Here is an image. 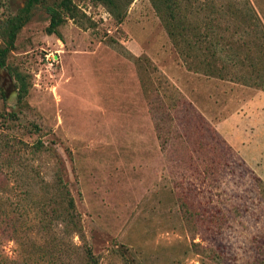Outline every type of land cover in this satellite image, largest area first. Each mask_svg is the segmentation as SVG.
I'll list each match as a JSON object with an SVG mask.
<instances>
[{"label": "rangeland", "instance_id": "obj_1", "mask_svg": "<svg viewBox=\"0 0 264 264\" xmlns=\"http://www.w3.org/2000/svg\"><path fill=\"white\" fill-rule=\"evenodd\" d=\"M61 1L0 68V263L264 264V0H174V39L165 0H70L47 34Z\"/></svg>", "mask_w": 264, "mask_h": 264}, {"label": "trees", "instance_id": "obj_2", "mask_svg": "<svg viewBox=\"0 0 264 264\" xmlns=\"http://www.w3.org/2000/svg\"><path fill=\"white\" fill-rule=\"evenodd\" d=\"M119 1H122V0H92V2L94 3H97V4L100 3L106 6L111 14H117V17L119 18V20H122V14L120 10L117 8V4ZM132 1L133 0H126V4H130ZM151 1L155 9L158 10V3L160 2V0H151ZM38 2L39 0H26L24 7L20 10L19 15H17L16 18L6 21L5 32H6V37H7L8 42L4 47H0V68L1 69L6 68V59H7L9 52L14 49L16 35L20 31V28H22V26L26 23L32 8ZM165 2L167 3L166 4L167 14L165 16L166 22H167L166 26H167L168 34L170 38L174 39V36L176 34L174 28L177 27L176 25L178 23V20L176 18V13H175L176 4L174 3V0H165ZM67 11H68V18L69 19L73 18L74 10H73V7L71 6L70 0H62L58 6L48 8V12L50 14V22H49V25L45 29V32L47 34L57 33V28L61 24H63L65 20V17L63 14L64 12H67ZM251 19H253V17H251ZM253 27L254 26L252 25V28ZM192 43H194V41ZM186 48L194 49L193 45L192 44L189 45L188 42H186ZM208 51L210 52V55H212V58H214L217 54L214 48H209ZM229 65L230 64L221 60L218 57L216 58V60L212 59V62L205 64L204 66L206 67L205 72L211 73V76H212V73H215V71L219 68H222L223 70L229 69ZM233 67L235 68L236 64H233ZM16 78L17 80H22V78L19 75H16ZM26 93H27V89L25 87L24 82L22 81L21 85L18 87L17 99L21 101L26 96ZM2 95L4 96V94ZM9 116L11 117L12 114L10 113ZM64 186L66 187V185ZM66 194H67V207L75 211L76 210L75 202L68 189H66ZM11 218L12 217H8L7 219H4L5 227L3 229L5 231L6 230L15 231L16 230L17 222L16 220H12ZM0 222L2 221L0 220ZM85 254L87 258L86 264H99L96 256L93 254L92 250L88 246H86L85 248ZM1 260L2 259H0V261Z\"/></svg>", "mask_w": 264, "mask_h": 264}]
</instances>
